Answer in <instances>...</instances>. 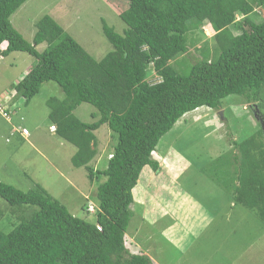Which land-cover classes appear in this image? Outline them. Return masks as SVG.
<instances>
[{
  "label": "trees",
  "instance_id": "16d2710c",
  "mask_svg": "<svg viewBox=\"0 0 264 264\" xmlns=\"http://www.w3.org/2000/svg\"><path fill=\"white\" fill-rule=\"evenodd\" d=\"M28 1L0 0V55L24 52L38 61L16 85L12 103L28 106L45 84L56 83L65 98L47 101L50 129L76 148L75 168H85L92 181H105L99 182L94 210L83 208L77 217L39 183L25 192L0 180V198L13 209L7 219L0 211V264H154L128 242L134 190L145 167L160 171L152 155L186 114L202 107L221 110L226 98L238 95L257 104L264 119V0H132L119 15L123 34L102 21L113 50L101 60L49 15L37 22L28 42L11 21ZM203 25L212 31L215 47L194 57L190 36ZM43 44L47 48L39 52ZM151 65L162 82L148 80ZM84 103L98 110V121L75 116ZM103 125L119 141L99 170L93 166L99 153L95 132ZM257 138L233 140L235 154L227 162L234 159L237 176L225 177L220 189L233 193L234 203L264 225V151ZM217 162L212 164L224 168L223 160ZM144 225L156 236L152 224Z\"/></svg>",
  "mask_w": 264,
  "mask_h": 264
},
{
  "label": "rangeland",
  "instance_id": "374dc122",
  "mask_svg": "<svg viewBox=\"0 0 264 264\" xmlns=\"http://www.w3.org/2000/svg\"><path fill=\"white\" fill-rule=\"evenodd\" d=\"M131 2L29 0L11 17V21L15 29L28 42H32L37 32V22L45 16H52L90 55L101 60L113 50L103 33L102 21L123 34L126 24L119 15ZM202 32L194 31L190 36L189 44L194 57H199L206 47L210 50L215 47L212 33L207 31L206 35ZM233 32L239 34V31ZM46 48L47 44H43L37 49L43 52ZM36 63L38 61L34 57L24 52H15L8 57L0 55V96L3 95L0 97V111L9 102L26 68ZM149 69L151 77L148 80L151 83L162 80L158 78L153 65ZM51 98L60 101L65 98L61 88L53 82L45 84L28 106L18 102L11 121L0 114V180L25 192L33 189L34 183H39L73 215L82 217L83 208L87 212L90 206L97 205L95 201L99 182L105 179L92 181L85 168L72 165L71 159L76 148L59 138L53 127L50 129L52 123L47 101ZM255 105L248 103L242 96H230L223 101L221 110L205 107L185 115L176 124L178 129L175 125L161 139L153 154L161 169L154 179H147L150 177L148 172L141 176L134 190L135 197L142 198L146 192L153 209L158 207L154 197L161 200L157 201L161 205L181 203L180 197L182 201L185 197L190 200L189 204L196 202L206 209L207 212L197 210V213L212 217L213 224L209 229L202 228V225L196 227L192 231L195 238L190 236L189 239L190 248L180 252L161 237L168 225L167 219L156 223L153 212L147 210V204L139 201V205L136 203L138 208H135V218L129 227L130 232L128 230L129 237L136 231V245H131L132 250L137 253L143 251L154 264H264V225L252 211L234 203L233 193L220 189L225 177L235 179L237 176L234 159L233 164L227 162V158L235 154L233 140L243 142L258 135V144L262 145L264 151V137L259 136L261 129L264 130L263 121L260 123L262 116L253 111ZM261 111L264 114V107H261ZM94 115H99L98 110L87 103L75 112V116L86 123L98 121L99 117L95 118ZM24 129L30 133L25 141L19 136ZM13 133L17 135L11 136ZM95 134L99 153L93 166L100 170L107 167L109 155L113 153L119 139L108 125L101 126ZM220 158L226 164L223 163L222 169L223 166L212 164ZM252 159L251 164L256 167L258 163L254 157ZM164 178H167V182L163 181ZM12 210L0 198V211L4 213L5 219L11 217ZM90 217L93 219L94 216L90 214ZM145 223L155 224L156 236L149 235ZM143 225L148 231L144 237ZM2 230L8 233L12 228Z\"/></svg>",
  "mask_w": 264,
  "mask_h": 264
},
{
  "label": "crops",
  "instance_id": "0c3cea01",
  "mask_svg": "<svg viewBox=\"0 0 264 264\" xmlns=\"http://www.w3.org/2000/svg\"><path fill=\"white\" fill-rule=\"evenodd\" d=\"M30 69H31L30 67L26 68V73L24 74V76L30 71ZM197 110L193 112H196ZM176 129H178L177 125H176ZM25 140L27 139L25 138ZM147 172L150 173V177H147V179L149 178L154 179V177L157 174L156 172L154 173L151 168H145L142 175ZM163 181L167 182V178H164ZM181 196H183V194ZM134 198H135V204L133 205V208L135 211H136L135 208H138V205L140 203H145L147 204V210L149 209L155 215L157 221L156 223H158L161 219H167L168 225L165 227V230L163 231L162 235L165 237L170 247L175 248L180 252L181 251L186 252V249L190 248L189 239L191 240L190 236H193L195 238L196 235H194L192 231L196 227L202 225V228L209 229V226L213 224L212 217H208L206 215L197 213V210L202 212H207L206 209H204L201 205H198L199 203L197 204L196 202H192L191 204H189L190 200H186L185 197L183 198V201L181 200L180 197L181 203L172 202V203H167V205H165V203H163L162 205L158 204L157 201L161 202V200L154 197V201L158 206L156 207V209L150 207L149 204L151 203V199L149 198V195L146 192L144 193V196L142 198L135 197V194H134ZM139 201L141 202L138 203ZM136 203H138L137 206ZM152 225L154 226L155 224ZM186 244H188V246H186Z\"/></svg>",
  "mask_w": 264,
  "mask_h": 264
},
{
  "label": "clouds",
  "instance_id": "9594fccd",
  "mask_svg": "<svg viewBox=\"0 0 264 264\" xmlns=\"http://www.w3.org/2000/svg\"><path fill=\"white\" fill-rule=\"evenodd\" d=\"M240 16L238 17V20H240ZM200 30H202L206 35H208V33H207V31H210L211 33H212V31L210 30V28L208 27V25H204V26H202V28L200 29ZM202 31H199V32H202ZM202 32V33H203ZM212 36H214L213 35V33L211 34ZM211 36V37H212ZM2 49H4V48H2ZM192 49V48H191ZM191 49H190V52H191ZM146 50H148V47L146 48ZM152 66V65H151ZM32 68V67H31ZM30 71H31V69H30ZM29 71V72H30ZM28 72V73H29ZM27 73V74H28ZM26 76V75H25ZM24 76V77H25ZM158 76V75H157ZM23 77V78H24ZM158 78H160L159 76H158ZM161 79V78H160ZM160 82H162V80H160L159 82H154V83H160ZM15 95H16V90H14V92H13V94L12 95H10V100H9V102L6 104V105H4V106H7L8 108H9V111H12V112H14L13 111V109L18 105V102H16L15 104H14V106L13 107H11V103H12V100H13V98L15 97ZM13 97V98H12ZM202 108H205V107H202ZM200 109V108H199ZM210 109V108H209ZM212 110V109H211ZM254 112H256V113H258L259 114V112H258V108H257V106L255 105V111ZM1 114V113H0ZM222 114H223V112H222ZM187 115V114H186ZM260 115V114H259ZM260 116H262V115H260ZM96 118H98V115H96ZM260 123L263 121V124H264V119H263V116H262V118L260 117ZM181 120V119H180ZM9 121H11V119L9 120ZM262 124V125H263ZM264 127V126H263ZM15 131H16V129H14ZM53 130H55V128L53 127ZM264 131V130H263ZM22 135V134H21ZM23 136V135H22ZM30 136V135H29ZM29 136H23L24 138H27V137H29ZM156 152V151H155ZM154 152V153H155ZM153 153V154H154ZM152 157H153V159H154V156L152 155ZM112 158V154L111 155H109V159H111ZM161 166V165H160ZM151 168V167H150ZM152 169V168H151ZM94 207L95 206H90V209L91 210H94ZM128 242L131 244V245H135V241H134V239L133 238H131V237H129L128 238ZM133 243V244H132ZM132 248V247H131Z\"/></svg>",
  "mask_w": 264,
  "mask_h": 264
},
{
  "label": "built area",
  "instance_id": "2783aa9c",
  "mask_svg": "<svg viewBox=\"0 0 264 264\" xmlns=\"http://www.w3.org/2000/svg\"><path fill=\"white\" fill-rule=\"evenodd\" d=\"M8 110H9V108L7 106H2V111H0V113H1V115L3 117H5L6 119L10 120L11 119V116L7 113ZM21 134L23 136H29L30 135V133L26 129H24Z\"/></svg>",
  "mask_w": 264,
  "mask_h": 264
},
{
  "label": "water",
  "instance_id": "95a60500",
  "mask_svg": "<svg viewBox=\"0 0 264 264\" xmlns=\"http://www.w3.org/2000/svg\"><path fill=\"white\" fill-rule=\"evenodd\" d=\"M263 126H264V124H263Z\"/></svg>",
  "mask_w": 264,
  "mask_h": 264
}]
</instances>
